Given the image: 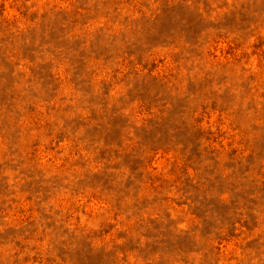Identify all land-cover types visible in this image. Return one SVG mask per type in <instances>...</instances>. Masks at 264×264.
Wrapping results in <instances>:
<instances>
[{
  "label": "rangeland",
  "instance_id": "obj_1",
  "mask_svg": "<svg viewBox=\"0 0 264 264\" xmlns=\"http://www.w3.org/2000/svg\"><path fill=\"white\" fill-rule=\"evenodd\" d=\"M0 264H264V0H0Z\"/></svg>",
  "mask_w": 264,
  "mask_h": 264
}]
</instances>
